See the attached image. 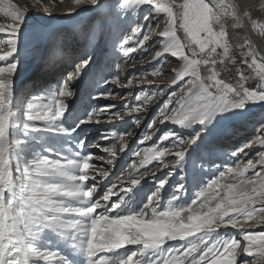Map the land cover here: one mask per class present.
<instances>
[{
  "label": "snow or ice",
  "instance_id": "snow-or-ice-1",
  "mask_svg": "<svg viewBox=\"0 0 264 264\" xmlns=\"http://www.w3.org/2000/svg\"><path fill=\"white\" fill-rule=\"evenodd\" d=\"M74 4L76 8L61 15L71 16L78 7L90 6L98 15L93 37L109 23L119 28L145 5L154 10L144 14V23L133 24L137 47L128 46L132 37L116 40L115 49L125 57L137 48L143 49L152 33L153 21L158 27L161 15L166 19V27L159 33L164 39L154 59L169 54L182 61L178 71L173 69L175 78L170 85L184 83L168 93L159 112L161 123L200 127L189 138L175 132L164 134L161 140L171 142L144 149L140 167L158 160L167 168L168 162L163 158L172 155L183 172L186 158L216 130L220 121L237 115L238 110L243 112L249 103H264V56L250 37L242 45L247 48L241 53L242 63L255 71L258 84L246 86L248 77L239 66L236 67L239 79L235 83L221 78V70H227V63L236 65L227 30L229 18L237 19L238 13H242L250 21L251 29L264 32V24L252 19L248 10L235 0H228L223 8L214 0L179 3L177 0H74ZM34 7L49 16L52 14L51 6L44 0H34ZM227 9H231L230 17L226 16ZM0 13L13 22L0 24L3 34L0 36V264H238L242 254L246 258L241 264H264V230L246 226L251 221L264 225V153L259 154L255 163L248 159L247 163L237 160L234 166L225 165L188 202H179L187 191L181 175L161 207L160 192L168 183L166 176L157 182L156 190L146 197V202L134 206L132 202L141 199L140 188L136 186L148 175L147 171L139 178L129 173V186L120 187L123 195L113 191L115 184L98 194L96 177L106 178L108 172L89 171L95 168L91 163L95 154L85 150L87 135L76 138L79 150L70 155H61L62 148L44 146L45 151L60 158L51 159L36 149L37 144H43L39 133L71 138L83 132L85 126L100 123L101 115L109 120L121 116L119 111L108 113L113 105H103L75 116L65 126L69 104L63 98L76 95L70 83L83 74L93 57L86 55L75 61L69 58L71 69L54 88L25 99L15 93V77L24 59L21 53L30 44L45 39V35L40 28L26 23V7L0 0ZM178 30L183 31L184 40L177 35ZM218 65L222 66L221 70ZM162 69L163 64L152 69L151 75L160 76ZM119 82L118 72L98 81L105 87ZM127 83L130 85L132 80ZM117 95L102 90L94 92L91 100L115 99ZM154 95H164V89ZM144 102H148L147 98ZM139 110L138 98L129 113ZM37 121H42L43 127ZM260 130H264V122L258 125L257 133ZM109 132L115 135L114 130L100 135L107 138ZM254 142L264 146V137L256 135L245 140L230 155L238 158ZM97 147L115 156V145ZM135 155L139 156L140 152ZM168 175H172L171 171ZM114 196L119 199L113 200ZM229 227L240 233V239L231 235L221 238L219 230ZM170 241L183 243L169 245ZM241 241L245 242L243 247Z\"/></svg>",
  "mask_w": 264,
  "mask_h": 264
},
{
  "label": "rangeland",
  "instance_id": "rangeland-1",
  "mask_svg": "<svg viewBox=\"0 0 264 264\" xmlns=\"http://www.w3.org/2000/svg\"><path fill=\"white\" fill-rule=\"evenodd\" d=\"M47 1L44 0V3L48 4ZM249 1L246 10H248L252 19L264 24V0ZM179 2L181 0H177V3ZM214 2L219 4L221 0H214ZM218 6L224 7V5ZM31 7L34 8V6ZM69 7L70 5L67 2L57 4L53 8L51 7L52 14L50 16L43 13L42 9H37L38 12L36 13L39 22L45 23L49 19H55L56 21L62 19L63 22L49 29L45 39L30 44L27 53H21L24 59L15 77V93L25 99L33 95L42 94L45 90L54 88L66 74V71L71 69V65L68 63L69 58L75 61L84 58L86 55H91L93 62L88 68L84 69L83 74L78 78L79 80L75 78V81L79 84V92L72 98L64 97L66 103L69 104V110L64 117L67 122L65 126H68L75 116L86 113L92 107H101L103 105H113L114 107L108 109V113L119 111L121 116L113 117L109 120L106 119L105 115H101L99 117L100 123L85 126L83 132L75 133L71 138L51 133H39L37 135L42 138L43 144L36 145L38 151L44 155H49L51 159L60 158L55 153L50 154L44 150L45 145H51L53 148H62L61 155H70L73 151L79 150L76 138L87 135L85 150L95 154L91 162L95 165V168L89 171L93 174L108 172L106 178L99 175L96 177L99 182L98 194L115 184L116 187L113 188V191L123 195L120 192V187L121 185L124 187L129 186V173L139 178L142 173L148 172V175L141 180V184L136 186L140 188L141 194L140 201L134 200L132 202L136 207H139L140 203L146 202V197L156 190L157 182L166 176L168 177V183L160 192L162 197L160 201L161 207H163L164 201L173 191V185L178 182L181 175L184 176L187 191L179 202H188L192 199L194 192L202 184L215 178L219 171L224 170L225 165L234 166L237 160L243 163H247L248 159H252L254 163L259 160V154L264 153V146L258 142H254L251 145L253 146L251 154L240 153L238 158L230 155L245 140L256 135L264 137V130H260L259 133L256 131L258 125L264 122V103H249L243 112L238 110L237 115L231 116L228 120L220 121L216 126V130L210 136H207L197 150L186 158L188 162L185 164L183 172L176 166L175 161L177 158L172 155H166L163 158L168 162L167 168H164L158 160H152L144 167H140L144 149L153 145L163 147L171 142L170 140H161L164 134L175 132L182 137L189 138L200 127L198 124L192 128H184L170 122L161 123L162 117L159 116V112L167 100L168 93L178 90L180 85L184 83L181 81L176 85H170V82L175 78L173 69L178 71L182 66V61L169 54H165L160 59H154L155 53L160 49L161 41L164 39L159 33L166 27V19L161 15L158 27L153 21L152 33L149 40L144 42L143 49L137 48V51L131 53L129 57H125L118 49H115L116 40L132 37L128 46L137 47L134 42L133 24L144 23V14L154 10L147 5L143 6L144 11L142 14L133 17L131 23L125 26L127 27L125 32L118 38L115 35L120 30L114 23H111V30L108 29L105 32L107 36L100 39V34L97 31L94 37L91 35L94 26L97 25L98 15L92 14L77 25L76 29L70 28V25H67L69 22H66L68 16L61 15ZM7 20L12 21L11 18ZM232 23L228 22L227 30L229 32V41L232 44L231 51L236 58V65L227 63V70H221L222 66L220 65L217 68L221 70L222 79H225L226 82L235 83L239 79V75L236 72V67L239 66L244 75L248 77V83L250 76L253 74L256 76V73L248 65L242 63L243 57L241 53L247 50L246 46L242 47V45L245 44V39L250 37V35L245 28H233L231 26ZM146 27L147 25L145 24ZM42 31L43 33L45 32L44 29ZM255 31L264 41V32ZM177 35L181 40L185 39V37H181L184 36L182 30H178ZM162 64V74L160 76L151 75V70L161 67ZM204 71V68L201 67L202 74H204ZM117 72L120 76L118 84L109 83L105 87L102 83H98L103 77L115 75ZM129 79L132 80L130 85L127 83ZM185 79L188 78L186 77ZM258 82L257 78L253 84H246V86L255 87ZM166 85L170 86L165 87ZM157 86H159V89H164V95H154L159 91ZM102 90L118 93V95L115 99L92 101L91 95ZM138 98L140 110L129 113V109L137 105ZM145 98H147L148 102H144ZM125 105L128 107H125ZM173 107H175V104H173ZM68 113H71V115ZM150 121L152 122L151 127H149ZM36 123L38 126L43 127L42 121H37ZM107 130H114L115 135H112L111 132H109L107 138L100 135L101 132ZM121 136H123V139H121ZM98 145L104 147L115 145V156L110 152L103 151L102 147H97ZM176 150L178 149H172L173 152ZM137 151L140 152L139 156L135 155ZM96 157H102L103 159H97ZM109 160L112 161L111 164L108 163ZM209 162H214L219 167H213ZM136 169H139V172ZM170 171L172 175L169 176ZM89 183L91 184L93 181L90 180ZM118 199L119 196L113 197V200ZM101 203L104 204L105 202L101 201ZM101 210L98 209V211ZM256 230L261 231L264 228H256ZM219 235L221 238L225 235H231L240 239V233L230 227L220 229ZM179 243L183 242L170 241L169 245H178ZM244 243V241H241L242 247ZM167 246L165 245V247ZM120 251L122 252L123 250ZM245 258L242 254L238 258V264H241Z\"/></svg>",
  "mask_w": 264,
  "mask_h": 264
},
{
  "label": "bare ground",
  "instance_id": "bare-ground-1",
  "mask_svg": "<svg viewBox=\"0 0 264 264\" xmlns=\"http://www.w3.org/2000/svg\"><path fill=\"white\" fill-rule=\"evenodd\" d=\"M11 2L16 4L19 7L28 8V13H27V17H26V23L29 26H35V27L40 28L41 30L44 29V31H45L44 35L45 36L49 33V29H52L54 25H58L61 22H63L62 19L60 21H56L55 19H52V20L49 19L45 23L39 22L38 17H37L38 15L36 13V12H38L37 11L38 8L37 7H34V8L31 7V6H34V3H33L34 0H11ZM47 2L52 8H53V6H55L57 4H64L65 2H67L70 5L68 10L70 8H76V5L74 4V0H48ZM227 2H228V0H224V3H227ZM248 2H250V1L249 0H235V3H237L238 5L243 6L244 9H246V6L249 5ZM224 3L220 2L218 5H220V6L222 5L223 6ZM68 10H66V12ZM143 11H144V9L142 7V10L139 11L137 14H135L134 17L137 16V15L139 16L140 14H142ZM228 13L231 14V9H228L226 11V14H228ZM92 14H96L97 15V13L90 6H86V5L85 6H80V7L77 8V11H76L75 14L67 17L68 19H67L66 22H69L67 25H70V28L76 29L77 25H79L82 21L86 20ZM230 14H228L227 16L230 17ZM8 18L10 19V17H5L3 13H0V24L8 25V24L13 23L12 21L7 20ZM132 20H133V17L129 18L126 23H122V24L119 25L118 30H120V31L118 33H116V35H115L116 38H118L121 34H123L125 32V30L127 28L125 26L128 25L129 23H131ZM228 22H230V23L233 22L231 24V26L233 28L239 27V28H245V30H248L250 38L254 41V44H255V46L257 48V51H259L260 54L262 56H264V41L262 40L261 36L257 34L255 29H251L250 22L249 21L245 22V19L243 18L242 13H238V18L234 19V21H233V19L229 18ZM110 25H111V23L106 25L102 30H97V32H99V34H100V37H99L100 39H103V37L107 36V34L105 32L108 29L111 30V26ZM86 26H88V24H86ZM0 36H3V34H0ZM27 52L28 51H26L24 53H27ZM64 76H66V74ZM256 79H257V77L254 76V74H253L252 76H250V80H249V82L247 84H249V85L253 84L256 81ZM70 87L75 93L79 92L78 91L79 90V84H77V82L75 81V78L70 83ZM245 136H246V134H245ZM252 149H253V146L245 149V151L243 153H250L251 154V150ZM252 222H250L246 226L247 227H255L257 229L264 228V225H257L255 221L253 223Z\"/></svg>",
  "mask_w": 264,
  "mask_h": 264
},
{
  "label": "water",
  "instance_id": "water-1",
  "mask_svg": "<svg viewBox=\"0 0 264 264\" xmlns=\"http://www.w3.org/2000/svg\"><path fill=\"white\" fill-rule=\"evenodd\" d=\"M244 18V17H243ZM245 19V18H244ZM247 20H245V22H246Z\"/></svg>",
  "mask_w": 264,
  "mask_h": 264
},
{
  "label": "trees",
  "instance_id": "trees-1",
  "mask_svg": "<svg viewBox=\"0 0 264 264\" xmlns=\"http://www.w3.org/2000/svg\"><path fill=\"white\" fill-rule=\"evenodd\" d=\"M182 35V34H181ZM181 37H184V36H181Z\"/></svg>",
  "mask_w": 264,
  "mask_h": 264
}]
</instances>
